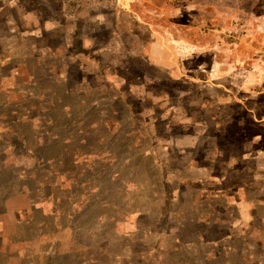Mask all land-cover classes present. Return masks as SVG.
Here are the masks:
<instances>
[{"label": "rangeland", "instance_id": "rangeland-1", "mask_svg": "<svg viewBox=\"0 0 264 264\" xmlns=\"http://www.w3.org/2000/svg\"><path fill=\"white\" fill-rule=\"evenodd\" d=\"M0 264H264V0H0Z\"/></svg>", "mask_w": 264, "mask_h": 264}]
</instances>
